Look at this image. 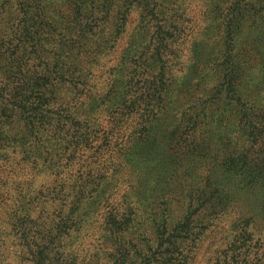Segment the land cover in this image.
Here are the masks:
<instances>
[{"label":"trees","instance_id":"16d2710c","mask_svg":"<svg viewBox=\"0 0 264 264\" xmlns=\"http://www.w3.org/2000/svg\"><path fill=\"white\" fill-rule=\"evenodd\" d=\"M179 2L0 0V205L26 264H83L86 231L109 264H190L236 200L264 208V0H200L197 30ZM228 243L219 264H264V219Z\"/></svg>","mask_w":264,"mask_h":264},{"label":"rangeland","instance_id":"374dc122","mask_svg":"<svg viewBox=\"0 0 264 264\" xmlns=\"http://www.w3.org/2000/svg\"><path fill=\"white\" fill-rule=\"evenodd\" d=\"M184 15L192 19L193 22L189 23L194 25L195 30L199 27L203 28L207 23L203 20L206 17L203 12L202 3L200 0H180L178 3ZM202 19V21H200ZM133 20L134 17H133ZM242 28V35L250 36V30L247 28V24H240ZM170 163L169 161L166 162ZM155 163L149 164L150 170L145 172L148 177V172L154 169ZM159 170V169H158ZM157 170V171H158ZM197 172L201 174V170L197 169ZM155 173V171H153ZM159 172V171H158ZM157 172V173H158ZM154 173L152 175H154ZM218 174L212 172L210 178L217 180ZM137 177V176H136ZM7 209H4L0 205V263L1 264H26L24 260L20 258V248L17 245V239L13 235V231L10 225ZM230 212L224 215L219 220L215 221L213 227L205 231L202 240L195 248V254L190 264H219L223 260L227 262L229 248L228 238L232 231L233 223L242 217L254 216L257 220H263L264 208H257L253 206V200L248 199L246 196H242L239 200H236L230 207ZM195 218V215L191 219ZM101 234L96 231H86L83 234H78L69 239V248L66 250L74 249L79 259L76 261H82L83 264H90L94 259H101L99 264H109L107 256L100 252ZM227 238V239H225ZM101 253L102 255L100 256Z\"/></svg>","mask_w":264,"mask_h":264}]
</instances>
